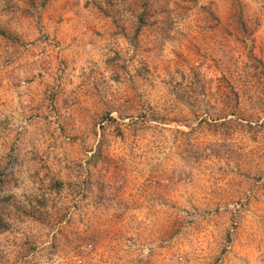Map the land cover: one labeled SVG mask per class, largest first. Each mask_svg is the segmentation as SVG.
Segmentation results:
<instances>
[{"label":"rangeland","instance_id":"1","mask_svg":"<svg viewBox=\"0 0 264 264\" xmlns=\"http://www.w3.org/2000/svg\"><path fill=\"white\" fill-rule=\"evenodd\" d=\"M0 264H264V0H0Z\"/></svg>","mask_w":264,"mask_h":264}]
</instances>
